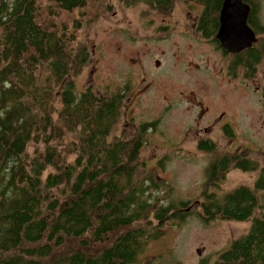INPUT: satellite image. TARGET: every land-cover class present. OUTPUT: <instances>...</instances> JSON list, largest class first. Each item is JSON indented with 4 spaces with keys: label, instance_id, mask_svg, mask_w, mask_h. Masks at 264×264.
<instances>
[{
    "label": "trees",
    "instance_id": "trees-1",
    "mask_svg": "<svg viewBox=\"0 0 264 264\" xmlns=\"http://www.w3.org/2000/svg\"><path fill=\"white\" fill-rule=\"evenodd\" d=\"M89 3L100 9L108 0H0V264H153L139 257L162 235L157 228L184 220L179 205L155 207L164 187L151 173L135 178L143 140H109L118 107L92 86L76 90L89 61L78 48ZM257 32L240 60L248 78L264 59V26ZM225 162L224 173L258 175L209 197L202 218L214 212L249 226L198 264H264V163Z\"/></svg>",
    "mask_w": 264,
    "mask_h": 264
},
{
    "label": "rangeland",
    "instance_id": "rangeland-1",
    "mask_svg": "<svg viewBox=\"0 0 264 264\" xmlns=\"http://www.w3.org/2000/svg\"><path fill=\"white\" fill-rule=\"evenodd\" d=\"M259 2L264 18V0ZM126 3L125 0H108V5L100 9H94L89 3L91 15H87L86 21L90 20V23L83 25L78 43V48H87L89 61L75 79L76 90L82 92L92 86L97 94L107 95L117 85L130 82L133 87L131 107L127 108L126 100L122 103L124 106L109 140L130 139L132 144L135 137L141 134V124L160 116L158 128H149L142 133L144 146L136 161L135 178L151 173L156 182L164 187L155 207L173 203L184 209L185 215L183 221L170 220L159 226L157 230L162 235L147 244L139 260L144 263L151 259L153 264H198L203 258L230 247L237 237L247 231L249 222L221 218L207 220L197 211L195 201L200 200L201 191L205 188V168L210 158L198 150L193 133L185 132V128L195 124L194 115L198 110L191 107L188 100L195 97L210 107L211 112L204 116L200 124L212 120L214 111L226 110L237 132L233 141L236 145L233 146L241 144L247 145L249 150L255 149L261 166L264 163V97L257 90L264 89V59L253 77V86L243 83L242 78L234 80L226 77V62L222 61L221 55L209 44L185 37L186 28L183 25L172 29L167 42L159 43V38L157 43L145 41V36L154 33L155 27L164 21L161 15L166 14L146 4ZM181 3L183 0H177V8ZM169 20L171 24L175 23L174 18L166 17L165 21ZM158 45L167 51L161 70L158 67L152 69L148 63L144 64L147 74L140 65L129 67V57L137 49L148 51L151 46ZM168 51L177 53L176 63L173 62L174 54ZM145 53L140 55L142 59ZM151 65L156 66L155 63ZM142 75L148 80L156 79L136 98L135 92L139 89ZM181 91L184 95L180 94ZM190 91H194L192 96L187 95ZM131 115L135 117L131 118ZM67 137L71 134L67 133ZM217 140L224 146L231 144L229 139ZM34 148L31 144L28 151L32 153ZM257 175L258 171L231 169L223 187L229 192L244 184L251 185ZM218 192L223 195L222 190ZM186 208L190 210L186 211ZM197 249H201V254Z\"/></svg>",
    "mask_w": 264,
    "mask_h": 264
},
{
    "label": "flooded vegetation",
    "instance_id": "flooded-vegetation-1",
    "mask_svg": "<svg viewBox=\"0 0 264 264\" xmlns=\"http://www.w3.org/2000/svg\"><path fill=\"white\" fill-rule=\"evenodd\" d=\"M226 0H183L182 5L177 8V0H164L162 3H154V4H146L152 7H156L155 9H159L160 11H163L161 15L163 20L160 22L155 29L153 30L154 33L146 35L144 40L152 43L156 42V39L159 38L158 42H167L170 39V36L172 34V29L176 28L178 25H183L186 30L184 31L185 37H192L196 39L200 43H207L210 46L213 47V50H216L222 58V61L225 63V69H226V77H229L231 79H238L242 78L243 83L246 85H252L251 83L253 81V77L258 71L259 64L257 65L256 72L250 76L249 78L246 77V67H244V62L240 61L244 54L247 53V49L250 47H247L243 49L240 52H230L226 50L220 39L218 38V33L220 30V27L222 25V10L224 7ZM245 3H247L250 6V11L248 14V23L253 28V30L256 32V35L258 37L259 27L264 26V18L260 12V2L259 0H244ZM167 18H174L175 23H170L171 20L165 21ZM232 19H229V21ZM151 21H154L152 19ZM133 40H137L135 37H132ZM214 40V41H213ZM146 43V42H145ZM215 45V46H214ZM149 47V46H148ZM150 48V47H149ZM179 49V47H178ZM146 52V53H145ZM166 50L162 46L158 45V47L151 46V49L148 51L142 50L141 48L137 49L130 57H129V67H137L141 66L144 73L147 74V68L144 64L149 65L152 69H155L158 67L160 70L162 69V66L166 62ZM172 52V51H168ZM143 59L140 55L144 54ZM174 54V60L173 62L176 63L178 60L176 59V52H172ZM161 55L163 59L161 58ZM160 56V57H159ZM147 57H150L147 59ZM150 60V61H148ZM155 63L156 66L153 67V65L150 64ZM188 65V64H187ZM161 72V71H160ZM156 73H158V70L156 69ZM214 76V74H213ZM143 78L139 81V89L135 92L136 98H138L144 90L152 86V82L156 78H152L151 80H148V78L145 75H142ZM215 77V76H214ZM160 77L158 78V80ZM258 88V87H257ZM130 91V92H129ZM257 91H261L260 94L264 97V89L260 88ZM133 87L130 85V82H125L123 85H117L115 88L111 89L110 93L107 95L103 94H97L100 98V101L106 100L110 98V100L118 107L117 119L119 120V115L121 113L122 107L124 106L122 103L125 101L127 102V108L131 107L130 102L133 100ZM191 93H188V96H192L194 91H190ZM181 95H184V92H180ZM166 99H169L166 97ZM184 100V99H183ZM260 102H262V99H258ZM264 100V98H263ZM184 102V101H182ZM188 102H191V107L197 108L196 114L194 115V122L192 126H188L185 128V132H192L193 138L196 139V146L200 152L206 153L207 156L210 158L209 163L207 167L205 168V181L200 200L198 199L195 201L197 207V211L200 213L201 216L205 217V211L207 210V207H204L206 204V201L211 196H221L218 192L219 190H222V193H227L223 187L225 182H227V177L230 173V170L227 172H223L221 168L219 167V163L221 159H225V163L233 162L232 166H235L240 161L251 158L254 160H257V151L255 149L249 150L247 145H239L233 146L236 144H233L235 138L237 137L236 129L233 126V124L230 122V115L227 113L226 110L222 111H214L212 120L208 121L206 124H200V121L204 118V116L208 115L211 112V109L209 106L205 105L202 100H199L197 98H191V100H188ZM172 105H168L170 107ZM126 108V110H127ZM125 110V111H126ZM127 115V111H126ZM134 115H131V118H134ZM160 116H158L155 120H149L146 122H143L141 124V127L143 125H146V131L149 130V128H158V120ZM117 120V122H118ZM116 122V123H117ZM116 125V124H115ZM147 126L148 129H147ZM144 127V126H143ZM143 131L141 130V134L139 133L138 136L135 137L133 141V145L139 141V139L143 140L142 137ZM116 139V138H115ZM117 139H123V138H117ZM217 139H229L231 144L229 143L227 145H221V142H219ZM130 139H124V141H129ZM131 144V146H132ZM142 147L144 146V141H142ZM141 147V149H142ZM243 147H245L244 150ZM181 149V148H180ZM183 149V148H182ZM141 152V150H140ZM248 154V155H247ZM254 156V158L252 157ZM216 162L217 167L214 169L213 172L208 171V167L211 166ZM215 165V166H216ZM234 169L242 170L241 168L237 167ZM203 185V184H202ZM184 210V209H181ZM185 210L189 211L190 208H186ZM212 219H220L219 216H216L213 212L210 216Z\"/></svg>",
    "mask_w": 264,
    "mask_h": 264
},
{
    "label": "water",
    "instance_id": "water-1",
    "mask_svg": "<svg viewBox=\"0 0 264 264\" xmlns=\"http://www.w3.org/2000/svg\"><path fill=\"white\" fill-rule=\"evenodd\" d=\"M236 8L233 14V10ZM250 6L244 0H226L222 10V25L218 38L230 52H240L257 41L256 32L248 23ZM229 19H232L229 21ZM201 254V249H197Z\"/></svg>",
    "mask_w": 264,
    "mask_h": 264
},
{
    "label": "bare ground",
    "instance_id": "bare-ground-1",
    "mask_svg": "<svg viewBox=\"0 0 264 264\" xmlns=\"http://www.w3.org/2000/svg\"><path fill=\"white\" fill-rule=\"evenodd\" d=\"M236 10V8L233 10V14H234V11ZM237 11V10H236Z\"/></svg>",
    "mask_w": 264,
    "mask_h": 264
}]
</instances>
